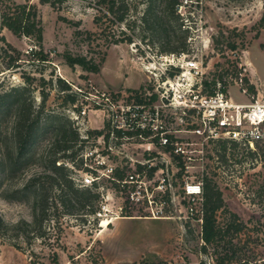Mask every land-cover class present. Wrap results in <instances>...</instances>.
Listing matches in <instances>:
<instances>
[{
    "label": "rangeland",
    "instance_id": "1",
    "mask_svg": "<svg viewBox=\"0 0 264 264\" xmlns=\"http://www.w3.org/2000/svg\"><path fill=\"white\" fill-rule=\"evenodd\" d=\"M263 1L180 0L166 21L162 35L138 21L144 9L138 5L131 14L132 20L120 27L110 24V34L105 39L94 22L99 14L88 5V0H64L55 8L30 0L37 8L43 29L41 52L33 41L18 39L3 30L1 35L22 56L19 70L5 72L0 77V90L26 85L24 75L42 77L44 84L32 83L36 105L43 92L47 96L45 113L65 116L84 139L89 131L108 133L114 125L120 126L122 111L136 104V96L144 99L141 113L150 115L154 107L167 112L168 78L162 72L168 63L176 66L174 70L178 73L185 72L187 79L180 83H191L188 71L194 67L201 73L202 93L212 92L219 83L234 102L247 103L250 95L257 92L264 97ZM13 2L23 4L24 0ZM127 36L132 37L131 43L113 44V37L120 41ZM229 44H234L235 50ZM31 49L34 53L40 52L46 61L39 62ZM75 57L93 62L99 71L87 72L78 65L69 67L67 59ZM240 73L248 83H245L247 97L235 83ZM56 78L64 80L72 94L61 92ZM248 85L254 87L253 92ZM152 95L158 99L146 105ZM71 96L75 98L74 104L70 103ZM27 97L29 93L24 96ZM12 119L13 112L0 114V159L14 150V144L7 138ZM106 123H110L109 128L105 127ZM173 125L169 128L178 130ZM115 136H110L109 141L89 137L85 143L72 145L71 151L66 152L67 155L75 152V162L83 159V167L94 174L64 161L68 175L78 186L85 178L97 177L96 186L101 193L97 220L69 216L58 219L56 214L53 219L57 221L43 222L41 239L34 238L37 232L32 225L31 199L13 196L15 189L39 172V165L20 171L14 178L5 177V168L0 166V217L11 226L21 221L30 224L28 240L0 238V264H52L51 252H56L59 264H198L200 261L236 264L239 259L249 264H264V154L261 150L252 156L243 148L227 147L224 153L221 148L210 145L205 147L203 156L193 154L189 170L182 172L179 165L174 166L177 161L168 159L158 147L149 144L150 139L121 141L114 139ZM176 136L179 145L187 150H196L195 145L189 144L200 142L191 135ZM50 137L49 134L41 137L37 153L45 149ZM146 163L163 168V175L173 184L170 201L163 203L165 198H159L154 189L153 194L143 196L140 193L144 186L140 183L135 189L133 185L115 187L107 177L110 168L132 174L131 165ZM156 173L155 178L159 177L160 169ZM143 176H147V171L142 180ZM206 179L221 192L223 205L216 213V220L224 238L218 244L204 246L191 220L193 217L187 218L188 200L183 187L191 180L204 186ZM134 192L138 194L131 199L129 193ZM192 207L201 209L199 203ZM106 220L110 222L102 228ZM231 224L233 228L227 233Z\"/></svg>",
    "mask_w": 264,
    "mask_h": 264
},
{
    "label": "trees",
    "instance_id": "2",
    "mask_svg": "<svg viewBox=\"0 0 264 264\" xmlns=\"http://www.w3.org/2000/svg\"><path fill=\"white\" fill-rule=\"evenodd\" d=\"M38 1L40 4H46L52 8L59 7L64 2V0ZM29 2L30 0H24L23 4H16L13 0H0V42L2 43L0 45V77L5 72L19 70L20 57L22 56V53L7 43L4 36L1 35L3 30H7L18 39L26 38L33 41L39 51L41 50L43 29L36 6ZM88 2V5L99 14V16H95L94 22L101 29V35L105 39L110 34V24L119 26L132 20L131 14L138 9V5L144 6L138 21L143 26L152 28L162 35L165 33L164 28L170 14L180 5V0H88ZM261 23H264V18L261 19ZM112 40L113 44L124 41L131 43L132 37L127 36V39H120V41L115 40L113 37ZM229 47L231 50L236 48L234 44H229ZM30 52L33 56L37 55L39 62L46 61L45 56L40 55L41 51L34 53L31 49ZM67 61L68 66L71 68L78 65L87 72L97 73L99 71L97 65L86 61L82 57L68 58ZM175 73H178V71L175 70L169 73V76L172 77ZM23 78L26 85L11 87L6 91L0 90V114L13 112L7 138L14 144V150L11 153L6 152L0 159V166L5 168V177L14 178L20 171L36 164L39 165V172L31 175L20 188L15 189L13 196H27L31 199L32 225L37 232L34 238L41 239L44 236V233H42L43 222L45 220L57 221L56 218L53 219L56 214H58V219L69 216L81 220L94 217L93 221L97 220L95 216L101 212L99 205L101 193L98 186L95 182L91 187L76 185L68 175V167L64 164V161L72 163L74 167L85 173L94 174L87 167H83V159L80 158L75 162L77 157L75 152H71L69 155L66 152L71 151L72 145L85 143L89 137H101L104 141H109L110 132L104 133V130L89 131L86 138H82L78 128L68 118L61 114L45 113L44 107L47 96L43 92L40 93V103L36 105L33 98L34 87H32V83L44 84V79L31 75H24ZM245 83H247L246 80ZM56 84L61 92L72 94L70 86L64 80L56 78ZM1 85L2 81L0 80V88ZM213 86H215L214 83ZM248 88L251 92L254 91L253 86L248 85ZM28 93L29 97L25 99L24 96ZM73 96L69 99L72 104L75 102ZM147 99V103L151 104L158 98L156 95H152ZM143 100L141 96H136V105L144 103ZM105 127L109 128L110 123H106ZM115 133L117 138H120L119 131H115ZM47 134L51 137L46 141L45 149L37 153L36 148L41 137ZM152 142L158 146L157 139ZM215 146L221 148L224 153L227 147L232 146L239 149L235 143L218 142ZM166 150H170V147L167 146ZM216 152H219V150L216 149ZM246 152L252 156L255 155L250 150H246ZM137 168L140 170L142 166L137 165ZM156 169V167H153L149 170V178L153 176ZM123 177V171L119 168L113 169L111 178L115 187H118L117 185ZM203 198V225L200 240L204 243V246L218 244L222 241L224 235L217 225L216 213L222 208L223 201L219 189L207 179L203 186ZM123 216L129 217L130 215ZM29 228L30 224L27 222L21 221L11 226L6 224L0 217V238L8 236L16 241L19 239L28 240ZM231 228H233L232 224L229 226L227 233ZM50 259L52 264H59L56 252H51ZM198 264L206 263L200 261ZM219 264H223V262ZM236 264H249V262L239 259Z\"/></svg>",
    "mask_w": 264,
    "mask_h": 264
},
{
    "label": "built area",
    "instance_id": "3",
    "mask_svg": "<svg viewBox=\"0 0 264 264\" xmlns=\"http://www.w3.org/2000/svg\"><path fill=\"white\" fill-rule=\"evenodd\" d=\"M175 68L177 67L172 63H168L165 71L162 72V76L168 78L166 84L169 93L168 98H165L167 112L165 109L154 107L150 115L141 113L145 103L125 107L120 117L121 125H114L113 131L110 132L111 137L114 134L116 135L115 131H119L120 138L115 136L114 139L121 141H129L132 138L141 141L150 139L149 144L158 147L168 159L177 161L174 166L179 165L178 168L182 172L189 170L188 164L193 160L192 156H195L193 154L203 156L205 147L214 146L218 142L235 143L239 148L250 150L253 153L261 150L264 154V97L260 95V92L250 95V101L248 100L247 103L234 102L219 83L211 93H202L203 83L200 77L201 73L198 70L194 67L190 69L188 72L192 78L191 83L182 84L180 81L187 79L184 71L175 73L172 77L169 76V73ZM235 83L243 96H249L242 73L239 74ZM173 124L177 125L178 130L169 128ZM181 133L191 135L200 141L196 144H189L191 147L195 145L196 150H187L179 145L176 141V134ZM154 139L158 140V146L152 142ZM167 146L170 147V150H166ZM147 164H136L135 167L131 165L133 173L125 174L123 172L124 177L117 186L124 188L125 185H133L132 187L135 189L140 183L144 186L142 192H139L143 196L148 195V193L153 194L152 189H154L159 198H165L163 203L170 201L173 196V184L163 175L164 170L162 167L158 168L152 163ZM137 165H141L142 168L139 170ZM153 167L157 169L153 176L149 178V170ZM158 169H160L159 177L155 178ZM145 171H147V176H143L144 179L142 180L141 176ZM107 172L109 173L107 177L112 181L113 169L110 168ZM96 180L97 177L94 179L85 178L79 184V187H91L94 182L96 183ZM129 194L130 198L133 199V195L138 194V192ZM183 194L188 200L187 218L191 219L193 217L191 220L196 224L198 234L201 235L204 201L202 183L193 180L185 183ZM144 198L146 200L147 196ZM196 203L201 206L199 211L194 210L192 207Z\"/></svg>",
    "mask_w": 264,
    "mask_h": 264
},
{
    "label": "bare ground",
    "instance_id": "4",
    "mask_svg": "<svg viewBox=\"0 0 264 264\" xmlns=\"http://www.w3.org/2000/svg\"><path fill=\"white\" fill-rule=\"evenodd\" d=\"M108 222H110V220H106L102 222V228H105L108 225Z\"/></svg>",
    "mask_w": 264,
    "mask_h": 264
},
{
    "label": "crops",
    "instance_id": "5",
    "mask_svg": "<svg viewBox=\"0 0 264 264\" xmlns=\"http://www.w3.org/2000/svg\"><path fill=\"white\" fill-rule=\"evenodd\" d=\"M244 64H245V63H244ZM245 65H246V64H245ZM249 71H250V70H249ZM116 219H117V218H116ZM114 220H115V219H114ZM114 220H113V221H114ZM101 232H102V228H101Z\"/></svg>",
    "mask_w": 264,
    "mask_h": 264
}]
</instances>
